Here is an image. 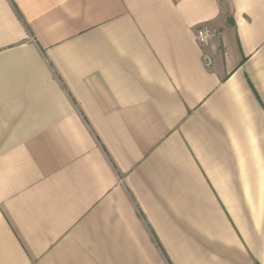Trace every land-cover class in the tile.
Segmentation results:
<instances>
[{
  "label": "crops",
  "instance_id": "1",
  "mask_svg": "<svg viewBox=\"0 0 264 264\" xmlns=\"http://www.w3.org/2000/svg\"><path fill=\"white\" fill-rule=\"evenodd\" d=\"M224 2L0 0V264H264V0Z\"/></svg>",
  "mask_w": 264,
  "mask_h": 264
},
{
  "label": "built area",
  "instance_id": "2",
  "mask_svg": "<svg viewBox=\"0 0 264 264\" xmlns=\"http://www.w3.org/2000/svg\"><path fill=\"white\" fill-rule=\"evenodd\" d=\"M217 35V31L208 23H201L195 29V38L200 46H207ZM203 58L207 66L211 64L212 60L208 54H203Z\"/></svg>",
  "mask_w": 264,
  "mask_h": 264
},
{
  "label": "trees",
  "instance_id": "3",
  "mask_svg": "<svg viewBox=\"0 0 264 264\" xmlns=\"http://www.w3.org/2000/svg\"><path fill=\"white\" fill-rule=\"evenodd\" d=\"M141 215V214H140ZM141 217H142V215H141ZM143 218V217H142ZM151 234H152V237H153V239H154V241H155V243L157 244V246L161 249V246H160V244H159V242L157 241V239L155 238V236L153 235V233L151 232Z\"/></svg>",
  "mask_w": 264,
  "mask_h": 264
},
{
  "label": "rangeland",
  "instance_id": "4",
  "mask_svg": "<svg viewBox=\"0 0 264 264\" xmlns=\"http://www.w3.org/2000/svg\"><path fill=\"white\" fill-rule=\"evenodd\" d=\"M224 8L226 9L227 8V3H226V0H225V2H224ZM212 27L217 31V34H218V28L217 27H215V26H213L212 25Z\"/></svg>",
  "mask_w": 264,
  "mask_h": 264
}]
</instances>
